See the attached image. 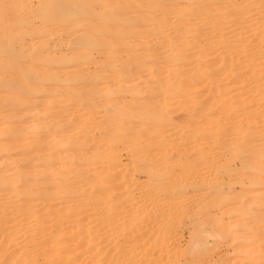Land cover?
I'll return each mask as SVG.
<instances>
[{
    "label": "bare ground",
    "instance_id": "1",
    "mask_svg": "<svg viewBox=\"0 0 264 264\" xmlns=\"http://www.w3.org/2000/svg\"><path fill=\"white\" fill-rule=\"evenodd\" d=\"M57 44L70 52L51 53ZM94 49L107 60L90 74L79 65L93 60ZM191 59L196 69L188 77ZM216 60L232 77L223 88L209 79L220 75L212 69ZM156 65L164 75L155 82ZM49 80L77 104L72 112L62 109L70 119L62 126L48 99L25 108ZM197 85L207 86L204 105L186 96L190 87L197 94ZM113 94L134 101L118 110ZM185 110L192 129L171 116ZM64 128L67 138L60 136ZM160 136L168 142H153ZM20 139L17 147L34 152L35 163L0 174V264H226L220 244L232 240L238 255L242 238L248 247L257 244L253 263L264 264V230L252 225L264 222V0H0V170L20 161L23 152L8 154V143ZM47 147L51 152L39 154ZM122 151L128 162L119 167ZM94 161L102 172L86 175L84 166ZM116 176L128 179L120 193L100 186ZM186 204L189 212L177 210ZM250 206H259L255 222L241 223L248 231L239 235ZM147 217L163 220L154 229L151 222L134 228ZM25 219L34 224L25 229ZM187 220L190 244L172 248V229ZM129 244L140 250L135 262L126 256Z\"/></svg>",
    "mask_w": 264,
    "mask_h": 264
},
{
    "label": "rangeland",
    "instance_id": "2",
    "mask_svg": "<svg viewBox=\"0 0 264 264\" xmlns=\"http://www.w3.org/2000/svg\"><path fill=\"white\" fill-rule=\"evenodd\" d=\"M199 31H202V30H200V29H198ZM204 30H206V29H204ZM198 32V31H197ZM199 33V32H198ZM253 35H250V37H248L249 39H253ZM109 38V40H111L110 39V37H108ZM201 41V38L199 39H196V41ZM58 45V44H57ZM57 45H55L54 46V48H53V52H51V53H53V54H58V55H60V54H62V53H67V52H70V50L66 47V46H62V47H60L59 45V47H57ZM48 50V52H46V54L47 53H50V50L49 49H47ZM216 51L218 52H220L221 51V49H219V48H217L216 49ZM195 53V52H194ZM93 60H91V61H89V62H87V61H85V62H82L80 65H79V67L81 68V69H83V71L84 72H87V73H90V74H96V73H98L101 69H102V65H100V63H103L105 60H107L106 59V55L104 54V52H102L101 50H99V49H94L93 50ZM196 54V53H195ZM237 57V59L240 61V62H242L243 61V59H245V58H247V57H245V56H242V55H236ZM194 57H196V56H193V58ZM211 57V56H210ZM194 59H196V58H194ZM194 59H191V61H190V64L188 65V67L186 68L187 69V71H186V76H190L193 72H194V70L196 69V61L194 60ZM153 69L156 71V72H158V74H156V77H155V82L158 80V79H160V78H162V75H164V71H162L161 69H158V65H156V66H153ZM212 69L213 70H219V72H220V75H210L209 76V79L210 78H212V79H215V80H218V84H219V86L221 87V88H223V87H226L229 83H230V81L232 80V77H230V75H229V70H228V67H227V65L225 64V61H219V60H216L215 61V63H214V65H213V67H212ZM154 71V72H155ZM221 72H223L222 74H221ZM35 79L34 78H30V79H27V84L28 85H30L29 87H32V85L34 84V82L36 81H34ZM92 79H90V81L88 82V85H87V87L88 88H90V89H92L93 87H94V84L92 83L93 82V80L91 81ZM110 80L111 79H103L102 81H100V83H102V85H104L105 87H107V86H109L110 85ZM189 82L190 83H195L196 82V79H193V80H189ZM85 83H83L82 85H84ZM59 84L57 83V82H55L54 80H49V81H47L46 82V84L42 87V89L41 90H39V91H37V93H36V95H35V98H33L35 101H28V103L27 104H25V108L28 106V107H32V105L31 104H37V102L38 101H42V100H46V99H48L49 101H50V104H49V106H52V107H54V109H56L57 111H55L54 112V114H55V120H56V122L60 125V126H62L63 125V123H65V122H67L68 120H70L69 118H65L64 117V115H65V113L64 112H62V109L63 108H66L67 109V111H69V112H72V111H74L75 110V106H77V104H75V102L73 101V100H71L70 98L69 99H66V97L64 96V93L65 92H63V91H60L63 87L61 86V85H59ZM81 85V86H82ZM101 85V84H100ZM146 82H141L140 83V87H142V88H145L144 90H146ZM182 85H186V83H184V82H182ZM99 86V85H98ZM181 86V85H180ZM197 88H198V90L200 91H198V93L197 94H194V92H197L196 91V89L195 88H189V91H188V94L186 95V96H188V98H192V100H193V102H195V103H198V104H205L206 102H208V100H209V92L207 91V86L205 85V87H204V85H197ZM143 90V89H142ZM90 91H92V90H90ZM192 93V94H191ZM52 94V96L50 97V95ZM190 94L192 95V96H190ZM193 94L195 95V96H193ZM233 94L234 93H232V94H230L229 96H233ZM45 95V96H44ZM161 95H157L156 97H160ZM184 97V99H183V97H182V99L183 100H190V99H187V97ZM155 97V98H156ZM109 100L112 102V104H115V105H117L116 107L118 108V110H120V109H123V107L125 106L124 105V103L125 102H132V101H134L133 99H132V95H130V94H126V95H122V94H113V95H111L110 97H109ZM150 101H151V98L149 99ZM188 103V102H187ZM186 103V104H187ZM248 105L250 104L249 102L247 103ZM216 109L213 107V108H211V111H215ZM105 109L104 108H102L101 109V114H103V115H105L104 113H105ZM183 112V113H182ZM181 113H179L178 114V112H176L175 114L173 113L171 116H173V118L174 117H179V118H177L176 117V120H175V122H176V124H178V123H181L182 121H183V123L185 124V126H186V128L187 129H192V128H194V125H193V123H191L190 121H189V119H187L185 116H187V112H186V110L185 111H182ZM181 117V118H180ZM219 118H221V114L219 113L218 115H217V119H219ZM17 122V121H16ZM16 122H14L13 124H12V126L14 125V124H16ZM256 128L258 129V127L260 126V121L258 120V122L256 123ZM260 128V127H259ZM41 134V133H40ZM66 134H68L67 133V130L64 128V129H62L61 131H60V136L61 137H64V138H67V137H65L66 136ZM68 136V135H67ZM94 136H95V138L98 140V137L100 136V133H99V131L98 130H95L94 131ZM165 137V138H164ZM23 138V137H22ZM64 138H62V139H64ZM161 138L162 139H164L162 142H164V141H167L168 142V140H169V138L167 137V136H160V137H156V138H154L153 139V142H156L158 145L160 144V142H161ZM166 139V140H165ZM182 140H185V139H182ZM22 142H24V139H20L18 142H14V143H8V145H9V148L11 149L10 150V152L8 153V154H15L14 156H16V154H18V152H23V154H21V155H19V158H20V161H18V162H15V163H13L12 165H8V166H4L3 168H2V170H0V174L1 175H3V176H11L12 175V173L13 172H15L16 171V169H20V170H28V169H30L31 168V166L35 163V162H33V161H30V158L35 154L34 152H31L30 150H24V151H22L20 148H18L17 146L19 145V144H21ZM159 142V143H158ZM185 142H187V140L186 141H183V143H185ZM155 143V144H156ZM118 146H120L119 144H117ZM51 148L49 147H47V148H44V149H41V151L39 152V154H48L49 152H51V150H50ZM122 153H123V156L121 157V160H120V162L122 163H120L119 165V167H122V165H125L127 162H128V157L125 155V153L122 151ZM149 154H150V151H149ZM2 156V154L0 155V164L3 162V160H4V158L3 157H1ZM236 164H237V162L235 163V165L234 166H236ZM84 169L86 170V171H88V173L86 174V175H90V176H94L97 172H102V164L100 163V161L98 162V161H94L93 163H91V164H88V165H85L84 166ZM105 177V174H102L101 175V178L103 179ZM117 178H114V181H113V183H110V182H105L104 180L103 181H101L100 182V186L101 187H104L105 185H110V186H113L114 187V193H120V191H121V189H120V187L121 186H123V184L125 185V184H128V179H127V177L125 178V180L123 181V180H121V179H123V178H121L120 176H116ZM135 178L136 179H142L143 178V176H141V175H135ZM226 178V177H225ZM224 178V180L227 182V178L225 179ZM116 179V180H115ZM224 181V182H225ZM119 185H121V186H119ZM236 185V184H235ZM119 186V187H118ZM247 187V186H246ZM245 187V189L246 190H248L249 192H251L252 194H255V192H257L258 190H259V187L258 186H250V187H247L246 188ZM62 188H64V187H62ZM235 189H233L234 191H238V193H239V191H241L242 190V188H241V186H240V184H238V185H236L235 187H234ZM258 189V190H257ZM137 191H139V190H135L134 191V193H135V195L137 196V195H139L138 193H137ZM263 191V190H262ZM238 193H236V194H238ZM241 193V192H240ZM57 201H58V199H55V201H54V203H57ZM193 206H194V204H193ZM192 208V205H189V204H186L185 206H183L182 208H179V209H177L178 211H184V212H189L190 211V209ZM218 208V207H217ZM217 208H214V212H212V215L214 216V215H216V216H220V213H218L220 210L219 209H217ZM259 208V206L258 207H255V206H250L249 207V209H247V210H252V213H250L249 214V212L247 213V215H246V220L245 221H242V222H239L238 223V228L240 229V228H242V224L241 223H244V222H247V221H251V219H253V215L256 213V211H257V209ZM10 211H11V209H9ZM143 210H145V209H143ZM143 210H140V211H143ZM189 210V211H188ZM217 210H219L218 212H217ZM259 210V209H258ZM215 213V214H214ZM174 216H176V218H177V221L178 220H180L181 219V216H178V214H174ZM173 216V217H174ZM215 217V216H214ZM231 217H233V216H231ZM231 217H225L224 218V220L225 221H227V223L229 222V224L233 221V218H232V220L230 219ZM215 218H219V217H215ZM227 218V219H226ZM0 219H1V215H0ZM229 219H230V221H229ZM235 219V218H234ZM161 220H163L162 218H159V219H153V218H145V219H141V218H137L136 220H135V222H133V226H134V228H140V227H142V226H144V225H147V223H149V222H151L150 223V225L153 227L152 229H154V228H156L155 227V225H154V222L155 221H161ZM180 222H181V220H180ZM252 223L253 222H255V221H251ZM69 222H64L63 224H64V226H67V224H68ZM32 224H34V221L33 220H30V219H25L24 221H23V223H22V225H23V227L25 228V229H27L28 227H30ZM254 224H256V226H258L259 225V227L261 226V228L260 229H262V230H264L263 228H264V222L262 223H260L259 222V224H258V222L257 223H253L252 225H254ZM230 226V225H229ZM255 226V225H254ZM67 228V227H66ZM192 229H193V227H192V224H188V220L187 221H185V223L184 222H182L180 225L178 224V225H176L172 230H175V233H177L176 235H175V237H174V239H171V241L172 242H170L169 244H170V246L172 247V248H175V247H178V249L179 250H181V249H185V248H187L188 247V245L190 244V236H191V233H192ZM241 230V231H240ZM240 230H238V231H236V233L237 234H239V232H240V234L239 235H241V234H243V233H245V232H247L248 230L247 229H240ZM251 230H255V229H251ZM262 230L260 231V232H262ZM66 235H69V234H66ZM35 236H37L38 237V235H35ZM37 237H34V238H36L37 239ZM212 237V236H211ZM211 237H209V243L210 244H213V243H211V242H213V238H211ZM210 238H211V242H210ZM177 239V240H176ZM244 238H242L241 239V241H240V250H241V254H236V253H234V249H236L235 247H236V244H235V242H233L232 240L230 241V240H227V241H225V242H222L219 246H220V251L223 253V252H225V253H223V254H225V260H226V264H237V262H241V264H252L253 263V260L251 259V258H253V255H254V253H252V252H254V251H252V250H254V249H256V246H257V244L255 243V244H253V245H251V247H248L249 246V244L247 245L246 243H248L245 239V241L243 240ZM27 241V238L26 239H23V240H20L19 241V246L21 245H24L25 244V242ZM36 242V243H35ZM34 242V244L32 245L33 246V248H32V246L30 247L31 248V252L33 251V252H35L36 250H37V246L35 245V244H37V240ZM242 243V244H241ZM35 245V246H34ZM65 243L64 244H62V246L60 247V249H63L64 250V248H65ZM247 245V246H246ZM256 245V246H255ZM241 246H243V247H241ZM245 246V247H244ZM249 249H248V248ZM135 247L133 246V244H129V245H126V247H125V249H126V251H125V253H127V255L126 256H128V259L130 260V261H133V262H135L137 259H138V257H140V250H135L134 249ZM161 248H162V246H161ZM16 248H14V249H11V250H9L10 252L8 253V255H6V258H8L10 255L9 254H11V253H13V252H15L16 250H15ZM164 249V248H163ZM242 249H244V250H242ZM175 250H177V249H175ZM234 250V251H233ZM245 250H248V252H244ZM245 253V254H244ZM248 253H250V255H251V253H252V255L251 256H249V255H247ZM62 255H63V253H62ZM246 255V256H245ZM67 261H69V259L68 260H66L65 261V264H71V263H69V262H67ZM102 264H104V262H102ZM254 264V263H253ZM263 264V263H262Z\"/></svg>",
    "mask_w": 264,
    "mask_h": 264
}]
</instances>
